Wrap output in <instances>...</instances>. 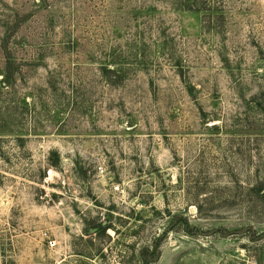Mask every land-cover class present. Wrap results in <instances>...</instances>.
<instances>
[{"label":"rangeland","instance_id":"374dc122","mask_svg":"<svg viewBox=\"0 0 264 264\" xmlns=\"http://www.w3.org/2000/svg\"><path fill=\"white\" fill-rule=\"evenodd\" d=\"M11 61L0 264H264V0H0Z\"/></svg>","mask_w":264,"mask_h":264},{"label":"trees","instance_id":"16d2710c","mask_svg":"<svg viewBox=\"0 0 264 264\" xmlns=\"http://www.w3.org/2000/svg\"><path fill=\"white\" fill-rule=\"evenodd\" d=\"M9 65V70L7 73H5L3 79L0 80V89H4L6 87H8L11 83V80L13 79V73L10 70V66L12 67L13 62L11 61L10 63H8ZM8 67V66H7ZM263 198H264V193H263ZM100 228L104 231L105 227H103L102 225H100Z\"/></svg>","mask_w":264,"mask_h":264}]
</instances>
